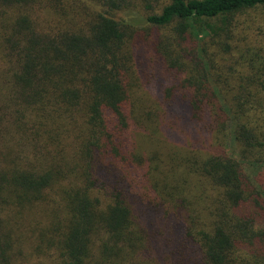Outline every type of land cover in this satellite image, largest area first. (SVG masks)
I'll list each match as a JSON object with an SVG mask.
<instances>
[{"label":"trees","instance_id":"1","mask_svg":"<svg viewBox=\"0 0 264 264\" xmlns=\"http://www.w3.org/2000/svg\"><path fill=\"white\" fill-rule=\"evenodd\" d=\"M259 6L0 0V264H250L264 60L223 74L211 39Z\"/></svg>","mask_w":264,"mask_h":264},{"label":"rangeland","instance_id":"2","mask_svg":"<svg viewBox=\"0 0 264 264\" xmlns=\"http://www.w3.org/2000/svg\"><path fill=\"white\" fill-rule=\"evenodd\" d=\"M167 2L168 0H158V5L162 6ZM211 40L217 42L211 47L212 52H217L212 57L223 64V67H220V69H223L221 71L223 74L234 72L233 70L242 73L243 71L249 72L250 69H260L264 60V6L248 9L233 16L230 33L214 37ZM226 147L230 155L240 159L238 146L234 145L232 140H228ZM243 168L252 178L255 187H258L255 177L259 176L264 180V161L256 163L245 160L243 161ZM254 242H257V246H254L257 250L249 253L245 249L242 256L244 257L245 252V258L250 261V264L262 263L264 258V236H262L261 241L254 240ZM250 255H252L251 259H249Z\"/></svg>","mask_w":264,"mask_h":264}]
</instances>
